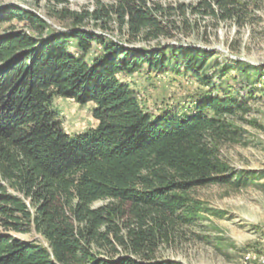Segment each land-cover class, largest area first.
<instances>
[{"label": "trees", "instance_id": "obj_1", "mask_svg": "<svg viewBox=\"0 0 264 264\" xmlns=\"http://www.w3.org/2000/svg\"><path fill=\"white\" fill-rule=\"evenodd\" d=\"M48 1L64 28L0 0V264H178L161 250L197 219L192 191L246 183L222 148L239 142L252 107L203 77L213 51L160 40L179 29L176 15L242 26L264 0H87L82 12ZM236 65L247 80L252 70L264 77V67ZM143 67L188 74L218 94L192 114L155 115L122 78ZM56 98L92 103L97 125L69 134ZM32 231L44 242L16 236Z\"/></svg>", "mask_w": 264, "mask_h": 264}, {"label": "rangeland", "instance_id": "obj_2", "mask_svg": "<svg viewBox=\"0 0 264 264\" xmlns=\"http://www.w3.org/2000/svg\"><path fill=\"white\" fill-rule=\"evenodd\" d=\"M6 3L31 9L43 16L51 25L61 29L66 23L59 21L48 0H5ZM176 6L195 0H161ZM87 0H66L57 8L82 12L91 7ZM255 17L239 26L233 21L218 22L206 17L186 13L184 24L174 16L179 29L171 38H161L162 44L196 46L213 51L203 77L213 85L238 99L250 102L252 110L244 120L239 142L228 143L222 155L229 162L236 178L246 183L241 186L209 184L197 187L192 196L201 202L197 219L179 228L175 239L161 250V257L178 264H264V77L253 70L246 79L236 62L264 67V1L255 10ZM5 26L0 24V33ZM119 39V35H112ZM127 45V44H126ZM134 46L152 48L156 42H135ZM72 53H77L73 42ZM228 71V72H225ZM134 88L143 107L160 115L171 111L177 115L192 114L198 102L209 95L218 94L208 85L182 72H150L146 67L122 76ZM63 127L71 135L84 132L97 125L92 115V103L81 105L72 99L56 98L54 103ZM106 201L94 203L101 206ZM22 239H44L35 231L16 234Z\"/></svg>", "mask_w": 264, "mask_h": 264}, {"label": "water", "instance_id": "obj_3", "mask_svg": "<svg viewBox=\"0 0 264 264\" xmlns=\"http://www.w3.org/2000/svg\"><path fill=\"white\" fill-rule=\"evenodd\" d=\"M8 4H11V3H5L3 6L8 5Z\"/></svg>", "mask_w": 264, "mask_h": 264}]
</instances>
